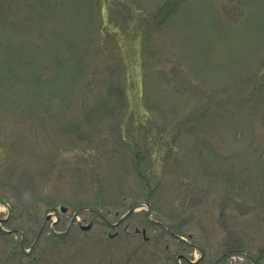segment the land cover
I'll list each match as a JSON object with an SVG mask.
<instances>
[{"label":"rangeland","instance_id":"obj_1","mask_svg":"<svg viewBox=\"0 0 264 264\" xmlns=\"http://www.w3.org/2000/svg\"><path fill=\"white\" fill-rule=\"evenodd\" d=\"M0 264H264V0H0Z\"/></svg>","mask_w":264,"mask_h":264},{"label":"water","instance_id":"obj_2","mask_svg":"<svg viewBox=\"0 0 264 264\" xmlns=\"http://www.w3.org/2000/svg\"><path fill=\"white\" fill-rule=\"evenodd\" d=\"M66 209H67L66 207H62L63 211H66ZM48 218H50V216H48ZM90 227H91V225L84 226V228H86V229H88ZM143 232L145 233V230Z\"/></svg>","mask_w":264,"mask_h":264}]
</instances>
